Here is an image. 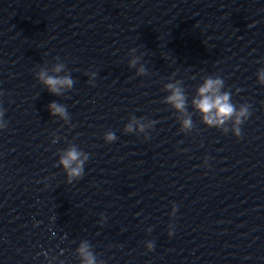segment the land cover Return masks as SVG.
I'll use <instances>...</instances> for the list:
<instances>
[{
	"label": "water",
	"instance_id": "95a60500",
	"mask_svg": "<svg viewBox=\"0 0 264 264\" xmlns=\"http://www.w3.org/2000/svg\"><path fill=\"white\" fill-rule=\"evenodd\" d=\"M57 63L74 80L59 96L36 78ZM262 68L264 0H0V264H80L84 240L104 264H264ZM209 76L250 105L241 138L193 107ZM175 82L183 114L164 102ZM132 116L156 123L125 133ZM73 144L89 160L69 184Z\"/></svg>",
	"mask_w": 264,
	"mask_h": 264
},
{
	"label": "clouds",
	"instance_id": "9594fccd",
	"mask_svg": "<svg viewBox=\"0 0 264 264\" xmlns=\"http://www.w3.org/2000/svg\"><path fill=\"white\" fill-rule=\"evenodd\" d=\"M251 26V25H249ZM59 59V57H55ZM138 58H133L130 61V67H135ZM65 69V64H55L51 71L54 74H49L46 67L40 68L36 72L38 81L47 87L48 91L54 95H62L65 89L71 90L74 84L70 74L58 75ZM145 69L141 66L138 69V74H144ZM90 76L95 77L96 73H89ZM258 83L264 86V68L257 72ZM90 83H93L90 81ZM94 85V83H93ZM165 89L170 93L164 98V102L171 106L174 111L186 113L187 98L183 87L179 82L168 83ZM224 80L219 76H209L205 78L202 85L197 89L196 98L192 99L193 107L202 115V122L209 128L220 129L223 133H228L229 128L227 124H231V132L237 137H242L241 125L248 120L251 116L250 105L241 104L237 107L231 101V93L223 91ZM51 115L59 117L65 124L70 123V115L65 105L52 102L48 105ZM5 110L0 107V130L7 128V121L4 120ZM156 123L154 120H149L148 124L141 123L136 116H132L131 121L124 127L125 133H132L134 131L144 132L146 127H151ZM193 128V121L190 116L185 115V118L180 122V131L187 132ZM59 137L53 136L52 143L55 144ZM117 139L112 131H108L104 135L106 143H112ZM148 139V136H145ZM89 160V154L80 150L76 145H70L62 150L58 165L62 166L67 174V182L71 184L73 181L79 180L84 176V166ZM205 165H207V158H205ZM177 206L173 204L171 215H175ZM168 235L171 237L173 232V225H169ZM155 247L154 242L149 241L146 243V248L151 251ZM80 258V264H104L102 260L98 261L97 256L93 253L92 247L87 240L80 243L76 249Z\"/></svg>",
	"mask_w": 264,
	"mask_h": 264
}]
</instances>
